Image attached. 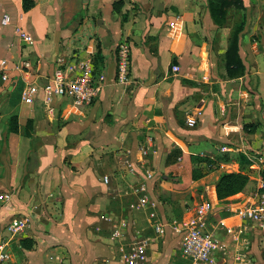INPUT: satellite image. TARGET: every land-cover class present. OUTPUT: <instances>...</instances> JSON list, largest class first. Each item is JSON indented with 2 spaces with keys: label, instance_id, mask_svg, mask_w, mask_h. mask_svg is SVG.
<instances>
[{
  "label": "crops",
  "instance_id": "1",
  "mask_svg": "<svg viewBox=\"0 0 264 264\" xmlns=\"http://www.w3.org/2000/svg\"><path fill=\"white\" fill-rule=\"evenodd\" d=\"M243 5L238 54L245 73L229 78L225 52L233 25L215 24L207 0H33L27 11L22 0H0V195H10L0 198V248L10 255L2 264H95L102 248L95 233L104 223L111 235L125 221L115 222L112 208L126 187L137 200L133 188L146 172L153 173L146 185L157 213L165 209L160 192L182 206L210 199L216 206L209 221L228 245L226 260L238 246L231 237L246 223L254 228L253 243L246 240L256 247L252 263L264 257L262 230L232 211L252 198L264 173V0ZM3 14L10 16L7 25ZM16 26L31 42L20 38ZM121 40L131 55L124 84L115 80ZM59 60H89L95 74L104 75L91 104L47 99L44 89ZM26 84L37 87L30 103L21 98ZM13 116L16 132L9 130ZM221 145L229 150L220 151ZM203 150L210 160L196 159ZM220 155L227 160L217 161ZM242 160L247 185L218 200L217 180L238 171ZM193 172L201 176L193 179ZM189 205L178 217H160H183ZM142 210H131L133 224L148 227L140 239H151L141 264H161L159 238L168 235L176 247L165 261L174 253L178 258L179 235L167 228L156 237L150 220L146 227L141 222L150 209ZM17 220L26 228L13 234L7 226ZM22 238L32 247L23 248Z\"/></svg>",
  "mask_w": 264,
  "mask_h": 264
},
{
  "label": "built area",
  "instance_id": "2",
  "mask_svg": "<svg viewBox=\"0 0 264 264\" xmlns=\"http://www.w3.org/2000/svg\"><path fill=\"white\" fill-rule=\"evenodd\" d=\"M10 16L3 14L1 23L9 24ZM15 31L25 42H31L29 33L19 27ZM116 73L115 80L119 84L128 82L130 75V45L127 40H121L116 45ZM173 71L178 70L177 65L172 66ZM5 79L6 75L3 74ZM50 85L45 87L44 92L47 99L53 96L70 97L78 105H89L99 95L104 86V75L95 74L94 66L89 60H70L63 63L58 61L55 67ZM37 87L33 84H26L21 90L23 101L32 102ZM264 119V113H263ZM187 123L194 124V120L187 118ZM221 151H227V146L219 147ZM251 168H255L250 164ZM258 170L262 171L259 167ZM153 178V173L146 172L144 182L138 183L133 190L137 195V203L143 208L151 210L156 209L158 202L151 198L147 191L146 180ZM105 183L109 177H102ZM1 199L9 200L10 195H0ZM219 200V199H218ZM214 205L210 199H200L191 203L187 208L185 216L169 220L157 219L154 212L149 215L151 226L153 227L156 237H162L166 234V229L170 228L180 237L179 256L173 264H221L226 263L227 243L220 238L217 233V227L210 223V216L213 214ZM239 218L249 221L264 233V175L261 173L259 185L252 195L251 199L238 204L232 210ZM110 220V219H109ZM8 230L13 234L22 233L26 228V222L17 220L9 223ZM127 228L125 221H119L111 230V236L119 238L124 235ZM226 228V227H225ZM230 231V230H229ZM151 239L143 237L131 242V248L123 255V264H141L147 258V251ZM10 259V255L0 248V264Z\"/></svg>",
  "mask_w": 264,
  "mask_h": 264
},
{
  "label": "rangeland",
  "instance_id": "3",
  "mask_svg": "<svg viewBox=\"0 0 264 264\" xmlns=\"http://www.w3.org/2000/svg\"><path fill=\"white\" fill-rule=\"evenodd\" d=\"M208 1L209 0H207V5H208ZM241 14H242V11L236 10L235 8H230L228 15H227L226 24L227 25L231 24L234 26L235 24H237L240 21ZM222 146H230V145H221L220 147H222ZM227 150H229L228 147H227ZM202 152L203 153H201V155H204V156H201V157L197 156V160H201V159L210 160V158H207L208 152L206 150H203ZM216 158H217V161L227 160V157H225L223 155H220ZM240 168L242 170H244L245 166L242 164L240 166ZM130 192H131L130 188L126 187V191H125V195L123 197V200L119 201V199H117L118 203H115V206L112 208V211L114 212V215L116 217V220H114V221L117 222L121 218L123 220H125L126 224H127L126 229L128 230V232L126 234H124L122 237L114 238L110 235V231L108 230L109 227L107 228L104 223H101L99 226L100 231L95 233V234L98 235L97 239L102 244V248H101V254L98 256L95 264H122L121 262L123 261V255L125 254V252L127 250H129L131 248V242L139 240L140 237L144 235V231H146L148 229V227H146V226L149 225V221L146 218L149 219V215L151 212H154L157 215L153 220V222H155V221H157V219H162L160 217L162 215L163 216L165 215V217H167V218H169L170 216L178 217L179 214H181L183 212L181 210H185L187 205L190 204L189 203L190 200H189L188 202H186L184 204V206H182L181 202L178 199H174L172 196L167 195L166 193L160 192V193L156 194L157 197L162 201V205L165 209H162V211H159L158 213H157L156 209H153L151 211L147 210V217H146V213L144 211L145 214L141 215V222L144 225V227H146V228L141 229L140 226L133 224L132 216L136 212L135 213L131 212V210L135 209L137 211H141L142 207L138 205L135 196L133 194H131ZM168 205H170L171 211H169V209H167ZM229 226H231V225H228V227ZM253 229L254 228L251 227L250 224L246 223V225H244V227H242L239 230V233L237 235L231 237V239L234 241V243L238 244V246L240 244H241V246H245V250L238 249V251L236 252V248H238V246H237L235 248V251L233 252V254L226 261V263H221V264H255V263H252L251 255H250V252L253 251V248L254 249L256 248L254 244L251 245V243H253V240L251 239L250 235H251ZM165 239H166V241H164ZM246 240H248V242L249 241L251 242L250 245H248V247L246 246V243H248V242H246ZM236 244H235V246H236ZM175 247H176L175 243L170 242V235H168L167 237L165 236L161 239L159 238L157 250L161 253L162 258H163L160 260L161 264H163L164 262H165V264H173V262L177 260L176 259L177 254L174 253L172 256L173 258H171L170 261H167V262L165 261V259H167V256L171 255V251L172 252L174 251ZM227 247H228V245H227ZM170 249H171V251H170ZM243 251H246L248 253L244 254ZM240 252H242L243 254H240ZM261 257H262V255H261ZM261 257L260 258L258 257L259 259H258L257 264H264V260L261 259ZM262 258H264V257H262Z\"/></svg>",
  "mask_w": 264,
  "mask_h": 264
},
{
  "label": "trees",
  "instance_id": "4",
  "mask_svg": "<svg viewBox=\"0 0 264 264\" xmlns=\"http://www.w3.org/2000/svg\"><path fill=\"white\" fill-rule=\"evenodd\" d=\"M33 6V0H22V9L29 10ZM230 8L242 10L244 8L243 0H209L208 10L212 20L217 25H224L227 22V15ZM245 24V17L241 14L240 21L235 24L230 32L227 43V50L225 52V66L226 74L229 78H237L245 73V64L238 54V40L239 34L243 30ZM29 124V122H28ZM247 125L245 127H250ZM10 131H17L16 117L10 119ZM29 136V133H26ZM197 159V158H196ZM202 160V159H201ZM200 161V160H198ZM246 161L242 160V164ZM264 175V173H263ZM201 176V173H194L193 179ZM249 181L248 175L241 168L238 171H230L222 174L215 184L216 197L223 200L231 195L241 192ZM33 241L29 238L20 239V245L23 248L32 247Z\"/></svg>",
  "mask_w": 264,
  "mask_h": 264
}]
</instances>
